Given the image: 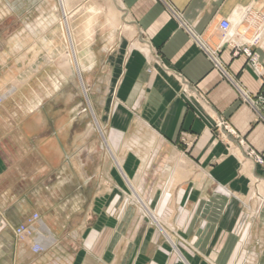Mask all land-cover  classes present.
<instances>
[{"label":"crops","instance_id":"crops-1","mask_svg":"<svg viewBox=\"0 0 264 264\" xmlns=\"http://www.w3.org/2000/svg\"><path fill=\"white\" fill-rule=\"evenodd\" d=\"M115 1L134 31L121 32L108 49L111 71L103 111L108 132H121L117 151L109 144L110 156L94 171L90 161L83 165L82 160L69 154L70 146L55 143L50 158L49 141L40 143L45 159L42 170L57 164L58 181L46 189L62 192L70 187L74 197H80L97 176L107 189L97 195L93 186L87 207L89 217L81 224L80 220L73 223L64 219L56 222L57 227L44 214L42 204L34 206L32 194H23L6 208L1 204L9 196L6 193L0 197V222L11 226L31 211H40L41 222L51 234L55 231L58 244L38 256L42 261L54 257V264H227L231 248L232 264H264V206L257 209L252 203L251 187L256 183L257 193L264 198V125L240 99L235 85L250 95L261 89L264 0ZM225 18L233 23L230 41L248 47L261 70L253 68L243 53L233 56L228 43L222 42L219 22ZM63 29L78 68L69 30L65 26ZM256 36L257 43L252 44ZM195 37L217 53L227 76L213 66ZM62 62L64 68L70 64L67 57ZM219 122H225L234 134ZM21 131L23 137L32 133L25 126ZM140 147L153 148L157 153L159 167L153 171L151 183L150 173L142 169L147 157L140 155ZM249 149L263 162L248 156ZM130 150L140 160L135 172L129 165L135 158L127 157ZM165 163L167 168L162 166ZM45 178L46 182L50 179ZM148 183L149 208L157 220L152 221L164 229V239L153 234L145 236L138 229L128 236L121 231L128 225V206H122L118 220L102 213L109 198L106 194L112 188L128 197L129 185L133 189L141 186L142 190ZM12 195L13 199L17 197L16 193ZM36 196L43 202L48 190L41 186ZM99 196L104 200L96 205ZM65 223L71 230L58 232L56 228ZM145 224L141 220L134 228H144ZM9 225L6 233L11 236ZM176 226L184 230L177 231ZM241 240L249 250L248 263H244ZM16 256L15 241L8 253L9 264H15Z\"/></svg>","mask_w":264,"mask_h":264},{"label":"rangeland","instance_id":"rangeland-1","mask_svg":"<svg viewBox=\"0 0 264 264\" xmlns=\"http://www.w3.org/2000/svg\"><path fill=\"white\" fill-rule=\"evenodd\" d=\"M84 2L70 0V10L73 11L69 14L72 15L77 7L82 6L81 11H77L70 19L76 40L75 47L78 49L76 56L80 59L79 62L87 66L81 72L76 68L74 60L66 68L60 66L64 54L68 51L64 46H67L69 41L67 42L64 35V27H61L63 12L59 0H0V94L13 89L3 100L0 99V197L9 194L8 197L6 196V201H2L1 204L9 208L23 194H32L34 206L42 204L45 209L44 214L48 215L56 227L58 221L64 219H69L73 223L80 220L81 224L82 220L89 217L87 207L93 186L97 189V195L104 193V189L107 188L100 176H97V179L90 181L91 185L87 186L85 195L80 197H74V189L70 187L62 192L55 188L46 189L58 181L55 173L57 164L42 170L45 159L40 150L41 141L42 143L49 141L50 158L56 144L70 146L71 156L82 160L83 165L90 161V167L96 171L98 164L102 160L107 161V157L110 156L109 144L117 151L118 140L121 138L119 131L108 132V122H106L108 119L103 111L107 102L104 99L106 83L111 71L108 49L119 38L121 32L134 31L115 0ZM92 4L96 9L88 18L85 8ZM87 33H90L88 38ZM115 104L116 101L113 106ZM24 126L32 131L25 137L22 136L21 131ZM139 149L140 155L147 157L142 169L143 172L150 173L149 183H151L152 173L159 167L156 163L157 153L153 148ZM104 154L105 157L102 158L101 155ZM127 157L135 158L132 164H129L132 172H135L139 167L137 155L132 154L130 150L127 152ZM162 166L168 167L167 163ZM46 176L50 178L48 182ZM149 183L145 184L142 190H139L141 186L133 189L129 185L126 190L128 197L122 195L115 187L111 189L112 191L107 190L109 192L106 195L109 198L102 213L112 220H118L122 206H128L126 216L128 225L121 231L128 236L138 229L145 236L153 234L164 239L166 235L164 229L155 225L149 215L151 211ZM41 186L48 190V198L43 202L40 201L39 196H36V191L40 190ZM251 187L254 190L252 203H256L257 209H261L264 206V198L257 193L256 183ZM13 193H16L15 199ZM96 199L98 200L95 202L96 205L98 202L100 205V201L104 200L102 197ZM76 207L79 209L76 210ZM61 209H65L64 212ZM36 213L38 220L32 222V217ZM41 216L40 211L34 210L11 226L4 221L0 222V264H9L8 253L15 241L17 243L15 264H46V262L54 264V257L52 260L42 261L38 255L57 247V237L53 233L55 231L52 230L47 240H41L44 244L43 250L34 253L32 245L37 239L36 233L26 232L22 235L17 234L16 237L13 230L33 224L36 232H40ZM141 220L145 221L146 226L141 229L134 228L135 223ZM6 225L11 227L13 239L6 233ZM61 226L56 228L58 232L66 233L71 230ZM175 228L180 232L184 230L177 226ZM89 230L85 229V232ZM241 236H245L244 232ZM246 246L247 244L241 240L240 248L245 256L244 263H248L249 257ZM237 247L239 248V245ZM232 262L231 248L226 263L232 264Z\"/></svg>","mask_w":264,"mask_h":264},{"label":"built area","instance_id":"built-area-1","mask_svg":"<svg viewBox=\"0 0 264 264\" xmlns=\"http://www.w3.org/2000/svg\"><path fill=\"white\" fill-rule=\"evenodd\" d=\"M172 13L177 18H179V15L176 12L172 11ZM240 19H241V16L239 17V20ZM232 25H233V23L227 18L222 19L219 22V29L221 30V34H222V36H221L222 42L228 43V45L232 49L231 54L233 56L238 55L241 52L248 58L249 63L251 64V66L253 68H255L257 71L261 70L262 67L259 66V62H258L257 57L249 50L248 47L242 46V45L239 46L238 44L230 41L231 37L233 35V33L231 32ZM185 28L188 32L191 33L189 27H187L185 25ZM195 39L197 40L199 46L202 47L206 51L208 58L212 62L213 66L215 68L219 69V71L222 74L227 76L225 68L219 62V59L217 57V53L215 51L208 50L196 37H195ZM257 39H258V36L254 37L251 40V43L256 44ZM235 85H236V88L238 90V94H239L240 99L243 102L247 103L252 108V110L256 114V117L258 118V120H260L264 125V79L262 81L261 89L256 95H250L240 85H238V84H235ZM217 124H219V125L222 124L223 128L227 132L234 134V132L231 129H229L228 125L225 122H219ZM239 141H240V143H243V141L241 139ZM248 156L253 157V159L259 163L263 162L262 157L260 155L256 154L252 149L248 150ZM32 220H33L32 222L38 220V214L37 213L33 215ZM13 230H14L15 235L17 237L18 236L17 234L22 235L23 233H26V232L27 233H31L32 231L34 232L35 226L33 224H29L27 227L22 226V227L17 228V230L16 229H13ZM43 248H44V246L39 241H35L32 245V249H33L34 253L41 252L43 250Z\"/></svg>","mask_w":264,"mask_h":264},{"label":"bare ground","instance_id":"bare-ground-1","mask_svg":"<svg viewBox=\"0 0 264 264\" xmlns=\"http://www.w3.org/2000/svg\"><path fill=\"white\" fill-rule=\"evenodd\" d=\"M78 1H80L81 3L82 2H84V1H86V0H78ZM59 3H60V6H61V9H62V12H63V22H61V27H66V29H68L69 30V40H70V43H71V49L73 50V52H74V54H75V56L77 55V51H78V49L75 47V44H76V40L74 39V32H73V28H72V26H71V24H70V19L74 16V14L77 12V11H81V7L79 8V7H77L78 9L72 14V15H69L70 14V12H71V8H70V0H59ZM78 3V2H77ZM84 3H86V2H84ZM75 4V3H74ZM74 4H73V6H74ZM90 5V4H89ZM93 5V4H92ZM92 5L91 6H87L85 9H86V11H85V13H86V15L88 16V18L90 17V15H91V13H94L95 12V10L94 9H96V8H94V5H93V7H92ZM96 7V6H95ZM89 14V15H88ZM87 21V20H86ZM43 22V21H42ZM41 23V22H40ZM86 24H88V23H86ZM82 25V24H81ZM80 25V26H81ZM41 26H42V24H41ZM79 26V27H80ZM31 31V30H30ZM79 32V31H78ZM91 33V32H90ZM90 33H87L86 34V37L88 38V37H90ZM18 35V34H17ZM66 37V36H65ZM64 37V38H65ZM78 37V36H77ZM84 38V37H83ZM20 42V41H19ZM32 42V41H31ZM78 42V41H77ZM65 47V49L67 48L68 49V51H66V53L64 54V57H67V61L69 62L70 61V63H73V56H72V53H71V51H69V45L67 44V46H64ZM81 49V48H80ZM77 57V69L79 70V71H81L82 72V70L84 69V68H86L87 66H85V64H83V63H81V62H79L80 61V59L78 58V56H76ZM62 64H64V62H62L60 65H61V67L62 68H64V66H62ZM13 88V87H12ZM13 90V89H12ZM12 90H6L5 92H3L2 94H0V99H4L8 94H10L11 92H12ZM34 107V106H33ZM26 108V107H25ZM92 113H93V111H92ZM93 116H94V119H96L95 118V115H94V113H93ZM130 184V183H129ZM148 212V211H147ZM149 213V212H148ZM149 215H150V217H151V219L152 220H156L155 219V217H154V214L152 213V211H150V213H149ZM157 221V220H156ZM156 224H158V223H156ZM12 229H13V227H12ZM38 230H39V228H37ZM36 233V234H35ZM34 234L37 236V239L36 240H34V241H39L40 243L42 242L41 240L43 239V240H47L50 236H51V232H50V230H49V228L43 223V222H41V225H40V232H36V230H34ZM53 237V236H52ZM53 240V239H52ZM42 245L44 246V244L42 243Z\"/></svg>","mask_w":264,"mask_h":264}]
</instances>
